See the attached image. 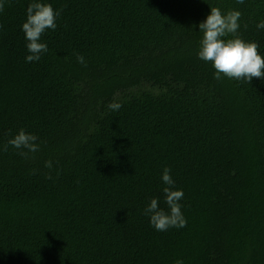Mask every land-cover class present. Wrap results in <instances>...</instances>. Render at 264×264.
<instances>
[{
  "label": "trees",
  "instance_id": "obj_1",
  "mask_svg": "<svg viewBox=\"0 0 264 264\" xmlns=\"http://www.w3.org/2000/svg\"><path fill=\"white\" fill-rule=\"evenodd\" d=\"M30 2L0 12V264H264V81L196 55L219 7L264 56V0H45L57 28L25 63ZM20 129L39 151L7 144ZM164 167L187 224L158 232Z\"/></svg>",
  "mask_w": 264,
  "mask_h": 264
},
{
  "label": "clouds",
  "instance_id": "obj_2",
  "mask_svg": "<svg viewBox=\"0 0 264 264\" xmlns=\"http://www.w3.org/2000/svg\"><path fill=\"white\" fill-rule=\"evenodd\" d=\"M6 0H0V12L4 9ZM244 4L245 0H237ZM60 11L54 9L51 3L45 0H31L25 10V20L21 24V31L26 41L27 55L25 63L38 62L48 52L47 43L41 37L46 30L55 31ZM239 10L222 12L219 7H211L209 13L197 27L202 34L196 52L197 58L211 64L214 69L213 78L217 81L223 78L230 80H244L251 83L254 79L264 81V56L258 53V45L254 41H246L238 35L241 27ZM258 30L264 29V20L256 24ZM230 37V38H229ZM77 62L86 66L83 55H77ZM223 74V75H222ZM119 101L110 102L107 107L116 112L122 108ZM39 137L24 129L12 136L7 142L15 148L21 156L36 153L40 149ZM45 167L51 169L52 162L45 161ZM51 179V177H47ZM163 203L166 208L160 207L157 197H152L144 208V214L149 224L158 232H166L170 228L181 229L186 227L187 220L182 212L181 201L184 192L175 187L171 169L164 167L161 173ZM175 264H183L177 260Z\"/></svg>",
  "mask_w": 264,
  "mask_h": 264
}]
</instances>
